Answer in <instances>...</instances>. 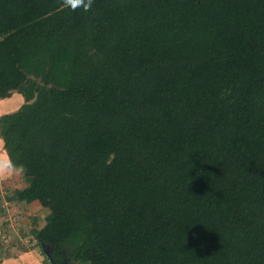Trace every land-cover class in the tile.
<instances>
[{"label": "trees", "instance_id": "1", "mask_svg": "<svg viewBox=\"0 0 264 264\" xmlns=\"http://www.w3.org/2000/svg\"><path fill=\"white\" fill-rule=\"evenodd\" d=\"M13 92L54 264H264V0H0Z\"/></svg>", "mask_w": 264, "mask_h": 264}, {"label": "rangeland", "instance_id": "2", "mask_svg": "<svg viewBox=\"0 0 264 264\" xmlns=\"http://www.w3.org/2000/svg\"><path fill=\"white\" fill-rule=\"evenodd\" d=\"M20 95L21 94L18 92H13L8 97L0 98V108L2 109L5 104L6 108L3 109L6 111V113L16 110L23 103V97ZM16 98L17 101H15ZM17 178H20V183L22 186L27 185L23 175V170L20 176L17 173L15 176H13V180L15 182L17 181ZM12 186H14V184H12ZM19 190L20 188L18 187L12 192L4 194L2 198H0V245L3 247L5 245L14 244L15 246L24 248L27 243H30L29 241L32 239V236L35 237L33 229L43 226L46 223V216L49 214V209L42 206L38 201H32L27 204L18 203L16 201V197L17 192L19 193ZM12 199H15L14 203ZM46 248L47 250H50V248L45 247V249ZM42 251L44 253V249L42 250L40 248L43 258H46V264H54L50 258L47 257L46 253L43 255ZM62 254L64 257L63 264H78L76 261L70 259L71 257L69 251L64 250Z\"/></svg>", "mask_w": 264, "mask_h": 264}, {"label": "crops", "instance_id": "3", "mask_svg": "<svg viewBox=\"0 0 264 264\" xmlns=\"http://www.w3.org/2000/svg\"><path fill=\"white\" fill-rule=\"evenodd\" d=\"M15 101H17V98ZM5 106L6 105L4 104L2 109L0 108L1 110L0 115L3 113H6V111L4 110L6 108ZM16 173L20 176V174H22V169L21 167H16V166L11 165L9 158L6 154V151L4 150L3 141L0 138V186H1L0 198H2L4 194H8L12 192L13 190L17 189L18 187L20 189L24 187L20 183V178H17L16 182L13 180V176H15ZM12 184H14L15 187L12 186ZM12 201L14 203L15 199H12ZM16 201L21 204L26 203V202L20 201L18 199V196L16 197ZM29 242L30 243H27V245H25L24 248L15 246L14 244L5 245L4 247L0 245V264H46V258H43L40 252V248L43 250L42 245H40L37 242L36 238L33 236ZM43 255L45 254L43 253Z\"/></svg>", "mask_w": 264, "mask_h": 264}, {"label": "clouds", "instance_id": "4", "mask_svg": "<svg viewBox=\"0 0 264 264\" xmlns=\"http://www.w3.org/2000/svg\"><path fill=\"white\" fill-rule=\"evenodd\" d=\"M64 2L72 10L83 8L84 11H87L91 8L93 0H64Z\"/></svg>", "mask_w": 264, "mask_h": 264}, {"label": "water", "instance_id": "5", "mask_svg": "<svg viewBox=\"0 0 264 264\" xmlns=\"http://www.w3.org/2000/svg\"><path fill=\"white\" fill-rule=\"evenodd\" d=\"M42 247H43V249H44V253H46V254H47V257L50 258V260L53 262V260H52V258H51V256H50V254H49V250H47V248L45 249L44 245H42Z\"/></svg>", "mask_w": 264, "mask_h": 264}]
</instances>
